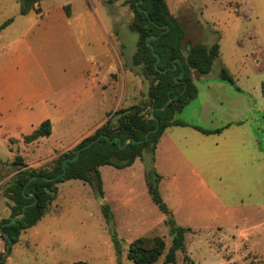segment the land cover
Returning <instances> with one entry per match:
<instances>
[{
    "label": "rangeland",
    "instance_id": "rangeland-1",
    "mask_svg": "<svg viewBox=\"0 0 264 264\" xmlns=\"http://www.w3.org/2000/svg\"><path fill=\"white\" fill-rule=\"evenodd\" d=\"M123 1L40 0L39 12L44 14L39 17L34 11L20 15L16 0H0V27L12 19L0 30V66L10 64L8 78L15 81L20 77L13 67L19 54L30 66L35 65L31 73L34 82L49 92L50 99L37 116L38 108L26 112L31 114L32 122L47 117L54 126L52 136L24 143L31 127L11 96L17 93V85L4 82L6 87H0V223L10 217L5 189L17 170L15 157L30 168L49 170L58 155L73 150L93 134L85 135L102 118L100 95L102 100L104 95V101L111 97L114 86L108 81L109 71L117 69V59L129 70L139 72L132 64L138 39L129 29L133 14ZM66 5L72 13L68 19L62 16ZM167 5L185 32L184 55L193 44L219 45V56L211 71L193 76L196 99L175 119L221 131L244 122L246 138L249 134L256 136L264 151V0H168ZM17 38L21 40L17 52L4 50ZM222 68L233 85L221 80ZM138 84L139 80L134 104L144 100L147 93L148 82L142 80L140 88ZM102 85L106 86L104 92ZM58 99L60 104L55 101ZM112 104L104 103L103 113L111 110ZM181 131L193 145L200 141V148L223 141L216 134L207 136L190 128ZM232 144L236 147L228 161L208 154L194 160L203 184L196 178L197 185L182 192L180 206L171 211L177 226L190 229L185 234V253H176L175 264H186L184 255L192 264H264V161L256 164L262 169L255 174L248 149L244 153L238 142ZM150 156L145 152L141 164L132 167L133 190L127 197L132 208L148 215L149 224L137 225L139 220L135 218L120 219L116 211L112 225L119 253L101 211L102 203L109 207L119 203L111 190L116 169L103 166L99 169L106 185L102 201L81 181L59 184L44 217L35 227L20 233L4 264H133L127 252L130 244L141 237L163 240L164 253L154 263L162 264L172 237L161 220L165 216L151 210L157 208L141 181V174L145 176L150 169ZM127 169L116 173L127 175ZM4 252L0 233V253Z\"/></svg>",
    "mask_w": 264,
    "mask_h": 264
},
{
    "label": "trees",
    "instance_id": "trees-1",
    "mask_svg": "<svg viewBox=\"0 0 264 264\" xmlns=\"http://www.w3.org/2000/svg\"><path fill=\"white\" fill-rule=\"evenodd\" d=\"M16 1L19 3V14L22 16L31 11L39 12L40 0ZM123 2L133 14L129 29L137 34L138 39L132 64L139 68L137 74L142 80L148 82L146 97L138 104L109 113L100 128L91 136L84 138L73 150L58 155L49 170L30 168L19 156L15 157L14 165L17 166V170L5 189L10 217L0 223V227L5 224L1 231L5 249L7 239L3 234L9 238L11 245L17 243L22 231L32 228L44 217L48 206L56 198L59 184L68 180L81 181L92 189L99 201H102L104 190L100 167L125 169L132 166L137 159L142 161L144 153L149 152L150 169L146 170L144 176L147 192L152 203L165 216L164 224L169 227L172 237L162 264H175L176 253H185V234L190 229L175 224L171 210L163 201L159 190L161 176L153 167V155L161 135L167 128L190 126L176 120L175 116L196 99L197 88L192 80L193 76L197 73L205 75L211 71L213 63L219 56V45L215 43L207 47L193 44L184 55L182 44L185 32L169 12L168 0ZM65 8L68 16V5ZM9 22L10 20L4 22L0 30ZM220 78L234 84L224 68L221 69ZM261 89L264 93V81ZM168 100L170 102L166 104ZM190 127L204 135L221 132V129ZM146 133H149L148 137L142 141ZM50 134L51 123L45 120L30 135L25 136L23 142L32 143ZM139 141L140 143H137ZM78 151V159L72 161ZM33 177L36 178L30 181ZM101 211L116 253H119L109 205L102 203ZM13 218L15 220L7 225ZM148 242L151 245H147ZM164 250L165 244L162 239L141 237L130 244L127 259L133 264H154ZM9 252L10 249L8 254ZM2 257L3 253H0V264H4L6 260ZM183 261L192 264L187 255L183 256Z\"/></svg>",
    "mask_w": 264,
    "mask_h": 264
},
{
    "label": "crops",
    "instance_id": "crops-1",
    "mask_svg": "<svg viewBox=\"0 0 264 264\" xmlns=\"http://www.w3.org/2000/svg\"><path fill=\"white\" fill-rule=\"evenodd\" d=\"M68 7L69 15L67 16L65 12H63L62 14V16H65V18L67 19L72 17L70 6L68 5ZM36 14L41 17L44 13L41 11ZM11 22L12 19H10L9 24ZM20 41V38L15 39L9 45H7L4 50H13L17 52V50H19ZM13 67L15 70H18V74L20 75V77H17L15 79V81L11 80L12 78H8L9 70L11 71L12 69L10 67V64H4L0 66V84L2 83L0 87L2 89L6 87V85H4V82H7L8 86L9 83H16L17 93L11 96L16 98V105L19 107V109H21L22 112H25V114L27 115L26 121L27 124H29L31 127L30 133L27 135H30L35 129H37L43 121L48 120L51 123L50 136H52L54 126L53 120L51 118L44 117V120L41 119L39 121L32 122L31 114L26 112L29 109L38 108V110L36 111L37 116V114L39 113V109L44 108L47 105L48 100L50 99L49 92H47L45 89H41L34 82V76H32L31 73H33V68L35 67V65L30 66V62H26L24 57L19 54L16 57V61L14 62ZM109 72L110 77L108 81H111L112 85L114 86L111 89V97H107L104 101V95L103 100L100 95L99 108H101L100 113L102 114V118L98 122H95L85 135L94 133L98 128H100L107 120L109 113L115 112L116 110L121 108H127L134 105L133 99L135 95V86L137 84V80H139L138 88L142 87V79L139 78L140 76L132 70L124 67L122 62L118 59L117 69L115 70L114 68H112ZM100 89H104V92L106 90V86L102 85ZM55 101L57 104H60L61 102L60 99ZM108 102L113 103L112 107H110L111 110H106L103 113L104 103L107 104ZM5 104L6 103H3V106H5ZM33 118L35 117H32V119ZM245 124L246 123L244 122H239L233 126H230L229 128H225V131H221L220 133L216 134L217 138H223V141H215L212 147L206 148L197 147L198 143H201L200 141H197L196 145H193L192 141H187L186 137L188 135L181 130H184V128H190L194 130L190 126H172L167 128L163 132L154 151V168L161 176V181L159 184L161 197L169 207V209H171V211L173 209L177 210L180 206L181 203L178 202L180 199L179 195L184 191H191L193 187L197 185L195 180L196 178H198L201 184H203L197 171L195 170L196 164L194 162V160L199 157L200 154H208L210 155V157L228 161L230 157H232L233 150L236 147L232 144V142H238L240 149L244 151V153L248 149L247 152L250 155V161L255 163L254 173L256 174L258 170L261 171L262 166L260 165V167L258 166L257 168L256 164L260 163L261 160L264 161V151L260 147V141L258 140V138H256V136L249 134V139L246 138L244 131ZM207 136H215V134H210ZM44 138L47 137L39 138L38 141L36 140L34 142H39V140H43ZM235 138L237 139V141H234ZM141 162L142 161L139 159L135 160L133 165L128 167L129 169H127V175L116 173V171H118L117 169L113 171L115 173L112 172L113 184H111V190L112 193H114V196L119 197V203L116 204L117 206H110V209L114 217L115 212L117 211L120 219L135 218L136 220H139V222L136 223L137 225L147 226V224H149L148 215L141 209H137L136 207L132 208V202L127 198L129 194H132L133 190V177H131L132 167L137 163L141 164ZM122 170L124 169H121L119 171ZM140 177L143 178V180L141 179V181H144L145 190L147 191L144 173L143 175L141 174ZM103 189L104 191L106 190V185L104 182ZM122 195L124 196L122 197ZM151 208V210H154L155 213L158 212V209L156 211L153 207ZM118 211H120V213ZM164 218L165 217L161 218L163 224Z\"/></svg>",
    "mask_w": 264,
    "mask_h": 264
},
{
    "label": "water",
    "instance_id": "water-1",
    "mask_svg": "<svg viewBox=\"0 0 264 264\" xmlns=\"http://www.w3.org/2000/svg\"><path fill=\"white\" fill-rule=\"evenodd\" d=\"M158 36H159V35H158ZM156 38H157V37H156ZM154 39H155V38H154ZM169 102H170V100H168V101L166 102V104H168ZM148 134H149V133H146V135H145V137H144V139H143L142 141H145V140L147 139ZM99 138H100V137H99ZM97 139H98V138H97ZM137 143H140V141L137 142ZM78 153H79V151L77 152V154H76V156L74 157V159H72V161H75V160L78 159ZM63 166H64V164H63ZM34 178H36V177L31 178L30 181L33 180ZM21 217H22V216H21ZM21 217H20V218H21ZM14 220H15V218L10 219V221L7 223V225L11 224ZM4 225H5V224H3L2 226H4ZM2 226L0 227V233H1V231H2ZM3 235H4V237L7 239V246H6L5 252H4L3 257H2L3 259H5L6 255H7V253H8V250L10 249L11 241L9 240V238H8L5 234H3Z\"/></svg>",
    "mask_w": 264,
    "mask_h": 264
}]
</instances>
